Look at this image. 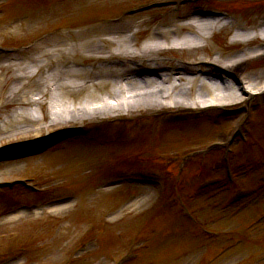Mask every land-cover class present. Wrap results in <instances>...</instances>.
I'll return each instance as SVG.
<instances>
[{"label":"rangeland","instance_id":"1","mask_svg":"<svg viewBox=\"0 0 264 264\" xmlns=\"http://www.w3.org/2000/svg\"><path fill=\"white\" fill-rule=\"evenodd\" d=\"M155 1L164 0H0V6L4 7V10L0 15V42L7 44V46L12 45L17 47L22 44L31 45L34 42L32 40L35 38H39L43 35H50L47 33L44 34L45 32H55L52 34V39L54 38L55 40L44 45V49L48 51L50 50L51 45H54L53 43L65 40H69V42L70 40L78 41L79 39L76 38V32L82 33L89 30L93 33L95 29H102L104 24H101L100 27H98L95 23L96 21L104 22L109 19L117 18L124 10L136 8ZM233 1L234 0H222L219 1L218 4H224V6L220 5L223 8L227 6L231 7L234 11H238L239 7L243 8V11L237 12V20L239 22L236 24L239 26L253 24L257 17L264 16V0ZM90 2H92L93 5H88ZM162 10L163 11L154 10L155 12L152 11L153 13L149 12L146 13V15L145 12L142 14H136L134 15L136 16L134 17L135 21H143L142 27H145V18L149 20L159 17L160 14H163L162 16L170 15V12H165L166 9ZM249 12L250 16H256L253 17L254 21L246 16ZM166 23L168 25L174 24V17H171ZM20 24L23 26H17ZM222 33L223 36H217L216 40L210 44L204 53L207 55L220 51H223V54L229 53L226 48H228L227 36L230 32L225 30ZM144 35L145 33L142 34V37ZM87 36L88 35L85 37ZM260 43L259 40H256L249 44V47L244 46V48H246L247 51H250L252 50V46L259 45ZM5 44H3V46ZM231 51L234 52V48H232ZM247 51L245 53H247ZM33 54H35V52H32L31 55L28 54L24 59L32 58ZM235 55L237 54L235 53ZM185 56L183 57L187 58V56ZM166 57L170 58L179 56L170 55V57L165 56L163 58ZM194 57L195 56H191V58ZM0 60L8 61L7 58L3 57H0ZM244 68L245 73L255 78L264 72V58L250 63ZM260 82H264V78ZM10 84L13 85V83ZM4 88L5 87L0 88L1 93L7 92V89ZM256 117L261 122L258 121V124H256L251 131V134L249 135L250 144L247 146L239 144V147H237L235 155L233 156V161L241 185L256 186L259 190L257 193L258 196L261 190L264 192V111H258ZM160 118L148 117L146 126L153 127L140 128L137 132V138L146 139L157 136L155 140H157L158 144L153 145L152 147L155 146L156 150L157 146V150L163 151L166 156H172L174 158H179L185 155L191 149H203L207 144L219 141L222 132L229 129V122L231 121L228 120L224 122L220 120L219 117H214L212 120L215 121V123L212 125L210 124V120L204 119L199 123H191L190 128L188 129H180L184 127L179 128V126H177L171 129L173 132L170 134V136L173 137L174 135L177 139L170 143L165 141L169 139L163 138L162 140H158L159 132H157L158 129H156L158 126H155L156 121L153 120H158ZM144 123L145 118H142L139 124ZM31 139L34 140L35 138L31 136L26 139L18 138L17 140L3 143L2 146H17V144L28 143ZM74 140L75 139H72L63 144H59L52 152L47 153V157L44 155L43 157L40 156L36 159H32L24 170L23 165H17L16 169L18 170L16 172L3 177L4 180L32 176L38 178L37 181L40 183L42 182V184L45 185L44 188H47L40 198L44 197L46 199L55 197L56 195H68L70 194L68 190L71 187H75L76 191L78 189L79 193H85L86 195L79 197L78 200L82 202L81 205L80 202L78 203L80 205V207L78 206L79 208L75 207V200H66V202L71 201V204L64 207L66 212L65 215L67 216L61 222L54 219V221H49L47 218L40 219L41 217H44L42 213H28L12 219L0 218V255L2 256L0 258V264L8 263L11 260L10 258L16 256L17 251L22 247L27 249V253L24 256H21L19 260L12 261L11 264H59L63 262L66 257V250L73 249L72 245L75 243L77 236H79V231L85 226L86 221V225L88 224L89 219H93L96 224L93 241L89 249H84L78 255L75 264H107L110 257L117 256L123 248H126L129 241L132 239H129L126 242L125 240L129 238V236H133L135 233L140 232L136 239L145 241V235L148 231L150 232V229L142 228L145 227V223L142 219L127 218L129 220H121L110 227L104 225V221L101 219L104 216L106 222L108 217L113 219L124 206L131 202V199L138 198V196L145 194V191L137 185H131L125 188L115 189L111 194L99 195L98 192L94 191L93 186L104 179V177H101L100 174H98L100 167H97V163L92 164L93 162H91L89 158L91 157V153L95 150L91 147H87L83 151L81 150L82 152H77V150L75 151L71 148L72 146H70ZM139 140L145 141L144 139ZM169 144L170 147L168 148L167 146ZM133 150L134 148L126 151L125 156L132 157L135 154ZM210 158L213 159L214 164L219 161L216 155H212ZM116 159L117 157L113 156L112 160ZM241 163L245 166L242 171H240ZM84 168H86V170ZM118 168L113 167L111 169L112 175H108L107 178H113L118 176V174L135 173L134 170L127 171V169L119 171ZM198 169L197 166L193 168L190 167L187 172V177L180 178L181 184H184L186 187L185 191H190L191 185L194 183L192 179H194ZM116 171L118 173H116ZM82 174L84 175V179ZM103 192L108 191H102L100 193ZM102 195H105V197L111 196L110 199L105 198V200H103L101 199ZM22 199L23 198L15 197L14 201L16 204H19ZM260 199L263 201L264 195L258 198L259 201ZM137 204L136 201L131 207L133 208ZM259 204L257 207L264 210V203ZM1 205L2 204H0V214L4 208ZM251 208L256 207L252 206ZM250 210L251 209H246L242 211V215L239 217L244 215L245 220L252 221L254 219V214L256 213L253 211L250 215ZM211 214L212 213H208L207 211L204 217L211 219L213 215ZM234 215L235 214L228 215V220H231ZM166 222L167 221L165 220L162 223ZM236 225H233V227L231 225L226 227L220 226L218 227V230L223 233L232 232L234 230L238 232L240 231L241 233L244 232L243 226H245V224L240 223ZM206 244L207 243L204 242H196V240L187 241L186 239L184 241L176 239L171 243L153 242L150 243L152 246H145L142 260L137 264H217L215 260L222 257V254H220L221 246L219 247L217 244L211 243V245L208 244L207 247H203ZM245 244L242 245V249H244ZM199 251L201 252L199 253ZM243 252L247 251L244 250L241 253ZM222 253L225 254V252ZM209 258L210 260L206 263V260ZM237 259L238 258L235 260ZM231 262L232 261L225 259L222 264H229ZM248 264H264V251H261V255L258 259L253 262L250 261Z\"/></svg>","mask_w":264,"mask_h":264},{"label":"bare ground","instance_id":"2","mask_svg":"<svg viewBox=\"0 0 264 264\" xmlns=\"http://www.w3.org/2000/svg\"><path fill=\"white\" fill-rule=\"evenodd\" d=\"M79 10V9H77ZM193 22L194 25L189 27V29H186L184 35H183V45L187 46L190 45L194 40L192 39L194 33L198 34V37H207L208 34H216L223 36L224 29L221 27V24L219 20H211V19H204V18H196ZM192 22V23H193ZM190 23V24H192ZM189 24V23H187ZM186 24V26H188ZM154 25V21L151 19L145 18V44L143 45L145 47V51L140 52L138 55L134 54L133 57L131 56L130 49L134 45L128 38H126L123 35H120L115 29H110L109 33L110 35L107 36L106 40H102L100 45L97 46V42L94 43L93 40L88 41H81L80 44L77 45H71L69 48L67 47V51H62L60 49H53L50 52H45L44 54H41L42 56L37 57L36 59H30L29 61H14L12 64L5 65L6 63L0 62V88L5 87L7 88V85L9 83H13L14 86L9 85V88L7 89V93L3 94L0 90V96H3L2 99L5 101V109H9L11 105L16 104L18 106H26L27 104H30V97L35 96V103L40 105V100L42 101V95L44 93V87L46 82V76H44L46 72V67L48 66L49 62H51L55 58V60H59V67L57 68L56 62H54V73L50 77L51 83L47 87V90L50 86H56L55 88V94H58L59 100H62V102L66 101L71 96V101L74 102L76 99L74 98L78 94H82L84 91H87V100L85 103L82 102L84 99H80V105L84 106V108L90 106V104L95 103L96 101H100V96L104 93L105 96H108L109 98H117V93L114 90V87H112L111 83V77H117L119 75L124 74L126 77H130L131 73H129L128 69H112L108 68L104 65H100V67L95 69H89V71H83L75 67V69L72 67L73 63L70 65H67L68 61L76 62L79 58L87 60L88 64L96 65V62L101 63L104 62L108 56L113 57H120L123 60L134 61L132 58L141 57L145 58V62L148 65H151L153 62L157 61L156 59V53L159 51V41L165 40L168 41L172 38H177L180 36V30L179 29H170L169 31H165L164 26L158 22H155L153 31L150 32V29H146L147 27H150ZM234 25V23H233ZM235 26V25H234ZM149 32V34H148ZM81 34V33H80ZM80 34L77 35L80 39ZM85 34H90V32H86ZM215 35V36H216ZM132 44V46H131ZM41 46V45H40ZM191 47V46H190ZM190 47H185L189 49ZM181 48L180 50L183 51ZM201 49V48H197ZM195 56V61L189 63V64H181L184 66L183 69L180 71H171L168 76L164 77V75H160L162 77V81H164L166 84H168L169 80L172 78L173 75L180 76L176 80V84L173 86H166L163 87L162 90L167 92L169 97L171 99L182 97L184 92L186 91L185 88H190V91L193 93L195 89L197 88L196 84L199 81L198 78H185L184 76H187L186 73H197L202 72L203 74L211 75L215 73L208 67L204 66L203 69H200L202 66V63L207 62L208 60L205 57L206 53H197L196 49H191ZM80 53V54H77ZM108 55V56H107ZM80 56V57H79ZM254 56V54H253ZM51 60V61H50ZM222 59L217 58L213 59V63H220ZM241 60V59H240ZM240 60H233V61H227L232 63L229 68H233L234 66H237L239 64ZM51 66V64H50ZM128 68H130L131 65H127ZM32 70V71H30ZM243 72V69L241 70ZM41 73V74H40ZM40 74V75H38ZM184 75V76H183ZM10 78V79H9ZM264 78V74L258 75L256 78H250V83L253 84L251 86H247L245 89H243L246 92H255L257 86L264 85L263 83H259L261 79ZM45 79V81H43ZM246 80V79H244ZM150 86L156 87L158 85L157 82H154L153 80H150ZM180 83V84H179ZM200 83V81H199ZM246 82H243V84H246ZM3 86H2V85ZM185 86V87H184ZM264 88V87H263ZM20 89V91H19ZM93 89V91H91ZM136 89L137 93L141 94V97H147L145 98V101H149V99L153 98H159V95L157 93H152L150 89L148 90H142L139 89L137 85L133 84V87L131 88V93H134ZM19 91V92H18ZM260 91V90H259ZM102 92V93H100ZM206 94L207 97L210 98L209 101H206L204 103L202 99L199 100V105L204 106L205 104H219L227 105L232 104L233 102H236L239 100V95L237 96V91L232 88L225 86L224 88L217 84H202L199 87V96ZM36 93V94H35ZM1 99V98H0ZM144 100V99H142ZM193 100V99H192ZM33 102V101H32ZM76 103V102H75ZM90 103V104H89ZM84 108L78 109L77 106H75L72 110L69 108L70 111H68V115L65 116H57L52 118L49 128H52L54 126H57L61 123H71L75 122L78 119H82L81 113H85L83 111ZM111 112H116V108H111ZM10 110V109H9ZM107 110V108H106ZM18 113V112H9L4 122L0 125V145L4 141H11L14 138H18L20 136H26L28 133L33 132L34 136L38 137L40 134V130H27L28 125L27 121L28 118L26 115ZM32 122V121H31ZM27 125V126H25ZM30 127V126H29ZM38 129V128H37ZM177 139V138H176ZM179 141V140H178ZM8 172H6L7 174ZM2 175L0 174V181Z\"/></svg>","mask_w":264,"mask_h":264}]
</instances>
